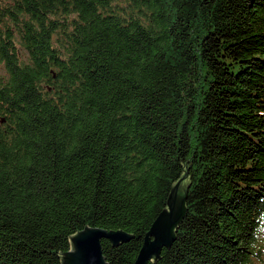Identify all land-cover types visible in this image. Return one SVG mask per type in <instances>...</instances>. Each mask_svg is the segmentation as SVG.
I'll return each instance as SVG.
<instances>
[{"label":"trees","instance_id":"obj_1","mask_svg":"<svg viewBox=\"0 0 264 264\" xmlns=\"http://www.w3.org/2000/svg\"><path fill=\"white\" fill-rule=\"evenodd\" d=\"M0 264H60L84 228L133 264H264V0H0Z\"/></svg>","mask_w":264,"mask_h":264},{"label":"water","instance_id":"obj_2","mask_svg":"<svg viewBox=\"0 0 264 264\" xmlns=\"http://www.w3.org/2000/svg\"><path fill=\"white\" fill-rule=\"evenodd\" d=\"M1 123L4 120L0 121ZM177 184L171 188L166 204L167 207L162 210L156 220L152 223L149 231L144 233L143 244L138 252L136 260L133 264H149V261L160 259L159 256L163 248L167 249L174 241V227L184 216L185 208L184 194L178 191ZM132 238V235L121 230H105L101 228H84L83 231L70 237L71 250L67 253H59L62 255L60 264H108L106 263L103 254L101 241L107 240L111 246H116L121 243H127Z\"/></svg>","mask_w":264,"mask_h":264}]
</instances>
